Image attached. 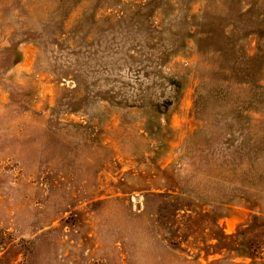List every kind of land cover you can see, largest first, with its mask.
I'll return each mask as SVG.
<instances>
[{
  "label": "rangeland",
  "instance_id": "1",
  "mask_svg": "<svg viewBox=\"0 0 264 264\" xmlns=\"http://www.w3.org/2000/svg\"><path fill=\"white\" fill-rule=\"evenodd\" d=\"M0 264H264V0H0Z\"/></svg>",
  "mask_w": 264,
  "mask_h": 264
}]
</instances>
